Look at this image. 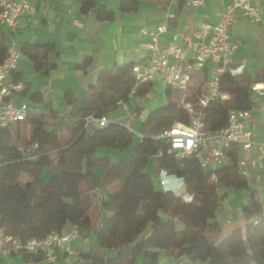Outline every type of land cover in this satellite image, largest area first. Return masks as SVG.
I'll use <instances>...</instances> for the list:
<instances>
[{
  "label": "trees",
  "instance_id": "trees-1",
  "mask_svg": "<svg viewBox=\"0 0 264 264\" xmlns=\"http://www.w3.org/2000/svg\"><path fill=\"white\" fill-rule=\"evenodd\" d=\"M79 1L84 12L96 4V0ZM183 2L180 0L177 13L168 19L170 28L177 25ZM138 3L123 0L121 9L136 10ZM97 16L112 20L114 13L102 5ZM20 49L37 71L48 72L56 65L51 59L59 53L51 43L26 42ZM5 53L0 37V61ZM92 61L88 57L81 67L86 70ZM135 63L101 70L83 96L67 92V114L58 112L41 93L34 92L31 99L43 103L45 111L30 110L24 121L0 128V228L22 241L62 232L68 223L90 228L91 200L83 194L107 188L109 196L102 204L101 226L90 252L82 254L91 264H161L163 250L198 264H264V209L254 192L243 206V225L222 234L221 224L215 220L225 197L220 189L248 188L247 178L239 170L237 147L228 149L226 162L212 170L204 167L196 155L178 160L169 152L166 141L154 137L175 122L189 121L188 111L179 105L180 91L167 85L166 103L142 121V137L130 158L113 163L108 155L97 154L102 147L125 149L132 143L135 133L124 121L110 120L105 126L88 128L84 124L88 115L108 117L130 100ZM207 76L206 69L192 85L193 92L189 91L187 99L193 98ZM254 82H264V64L252 76L229 70L219 73V87L229 93V98L212 101L206 108L211 129L226 125L230 109H248L254 104L250 91ZM151 88L152 83L142 84L136 94L145 95ZM27 90L25 87L24 95ZM72 150L79 153V158L70 167L66 156ZM152 156H158L161 170L183 180L191 200L181 204V197L173 190L155 186L147 170ZM47 166L52 174L44 180ZM21 254L34 262L43 260L41 254Z\"/></svg>",
  "mask_w": 264,
  "mask_h": 264
},
{
  "label": "crops",
  "instance_id": "crops-1",
  "mask_svg": "<svg viewBox=\"0 0 264 264\" xmlns=\"http://www.w3.org/2000/svg\"><path fill=\"white\" fill-rule=\"evenodd\" d=\"M122 1L96 0L95 6L88 12H84L79 0H33L30 10L20 18L15 31H13V37L20 47L26 42L31 44L51 43L59 54L51 59V63L56 65L50 67L48 72L37 71L29 56L22 54L14 78L24 82L28 94L15 95L12 100L15 103L26 101L31 110L45 111L43 103L33 101L30 97L32 93L39 92L46 101L52 103L53 108L58 112L67 114L70 111V106L65 99L67 92L83 96L96 82L101 70L116 64L122 65L127 62L147 60L150 37L141 34V29L167 23L168 19L177 13L180 0L174 2L139 0L136 10H122ZM226 1L203 0V3L198 6L183 2L177 25L171 27L170 31L161 37V46H168L170 36L174 32L195 28L202 21L215 22L222 3ZM252 2L260 9L262 19L252 22L237 12V19L230 30L236 47L225 70L237 75L249 74L252 76L264 64V0H253ZM102 5L114 13L112 20L98 18L97 15ZM0 37L2 40L1 35ZM88 57H92L93 61L85 70L81 65ZM207 67L208 75L217 72L216 67L212 66L210 62L207 63ZM156 86L163 91V100L151 99L145 104L138 98L142 96L152 98L150 92ZM166 88L167 85L163 80H156L152 83V88L147 94L139 95L135 91L130 96V100L111 111L108 118L113 121L129 123L131 129L139 122L141 125L150 111L166 103ZM260 99L259 106L252 112L250 124L252 138L256 144L250 150L240 152L239 157L246 160L260 157L264 164V146H260V143L264 141V98ZM141 137L140 133L137 137L135 134L131 144L138 145ZM111 149L99 148L97 154L99 156L108 155L113 163L123 161L120 160L123 159L121 153L115 156L117 157L115 160H112L113 151ZM131 150H127L128 155L133 153ZM78 158L79 153L72 150L66 156V163L70 167L74 165V162L76 165ZM147 168L150 172L149 166ZM247 169L249 173L248 188L220 189L225 193V197L216 212L215 220L221 224L222 234L227 232L226 230L230 226L244 224L243 206L250 193L254 192L261 206L264 207V166L260 167L259 164L254 166L248 163ZM98 174L100 175L101 171ZM161 179L165 180V183L161 184L160 182V185L168 186L167 180L163 177ZM155 186L164 189L157 184ZM83 195L91 200L89 211L93 219L92 226L80 229L75 224L68 223L63 232H69L76 228L77 234L58 251L56 262L45 259L39 262L29 261L21 253H13L3 257L0 264H91L82 254L88 253L92 249L96 231L101 226L102 204L108 199L109 193L107 188H102L91 189L84 192ZM171 261H177L179 264H198L186 257L177 258L163 250L161 264H168Z\"/></svg>",
  "mask_w": 264,
  "mask_h": 264
},
{
  "label": "built area",
  "instance_id": "built-area-1",
  "mask_svg": "<svg viewBox=\"0 0 264 264\" xmlns=\"http://www.w3.org/2000/svg\"><path fill=\"white\" fill-rule=\"evenodd\" d=\"M32 1L0 0V35L2 43L6 46L5 56L0 61V128L24 121L31 110L26 101L15 103L12 97L22 94L26 87L22 80L14 78L23 53L13 37V31L20 18L30 10ZM252 1L223 2L215 22L202 21L195 28L172 33L167 47H162L160 40L170 31L168 22L141 29V34L150 37L149 57L133 66L135 86L130 96L135 93L138 86L153 83L159 79L182 93L179 105L188 111L189 121L175 122L171 127L154 135L155 138L167 142L169 152L173 153L178 160L196 155L204 167L214 170L226 162V153L231 147H237L240 155V152L248 151L256 144L252 138L250 125L252 112L255 110L254 104L248 109H230L226 125L216 129H211V118L206 110L212 101L221 102L229 98V93L219 87V73L228 66L236 47L230 30L237 19V12L252 22L262 19L260 9ZM184 2L198 6L203 3V0H184ZM208 62L216 67L217 72L208 75L199 91L194 93L193 98L187 99V93L208 68ZM250 91L253 101L255 97L256 99L264 98V82L252 83ZM109 122L110 119L107 116L88 115L85 118L84 127L105 126ZM126 125L131 129L129 123ZM260 146H264V141L260 143ZM238 163L241 174L246 178L249 174L248 163L264 166L260 157L250 160L239 157ZM213 178L216 179L215 176ZM160 182L164 184L165 180L161 179ZM191 199L192 195L186 193L185 200ZM254 220H257L256 216ZM76 234L77 230L74 228L69 232H53L44 237H32L22 241L0 228V261L13 253L26 251L30 254H41L43 259L56 262L58 251ZM168 264L179 263L171 261Z\"/></svg>",
  "mask_w": 264,
  "mask_h": 264
},
{
  "label": "rangeland",
  "instance_id": "rangeland-1",
  "mask_svg": "<svg viewBox=\"0 0 264 264\" xmlns=\"http://www.w3.org/2000/svg\"><path fill=\"white\" fill-rule=\"evenodd\" d=\"M160 80V79H159ZM196 85H198V83H196ZM194 88V87H192ZM193 90L190 91V93L192 94ZM189 93V92H188ZM187 93V94H188ZM150 95L152 96V98H148V96H142L141 98L138 97L143 103H147V102H150L151 99H156V100H163L164 99V93L162 90H159L156 87H154L152 89V91L150 92ZM190 95V94H189ZM261 99H254V105L253 107L256 109L258 106H259V102H260ZM140 123V122H139ZM136 125L132 128V130L134 131V133L136 134V137L139 133V127L140 125ZM136 140V138H135ZM136 146L135 143L134 144H131L130 146H128L127 148L125 149H111L113 151V154H112V160H115V157L117 154L121 153L123 155V159H120V160H126L128 158H130V156H132L136 150ZM128 149H132L133 150V153L128 155L127 154V150ZM131 150V151H132ZM125 156H128V157H125ZM117 160V159H116ZM148 166H149V169H150V174L155 182V184H157V186L159 187H162L160 185V179L161 177L165 178L167 180V185L168 186H163L162 188L166 189V188H170L171 190H173L176 194H178L180 197H181V204H184V201H185V194H186V187H185V184L184 182L182 183V185L178 184L177 181H180L182 180L181 178H179L178 176H176L175 174H172V173H168L166 171H161V168H160V162H159V159L152 156L150 157V160H149V163H148ZM43 178L44 180H48L49 177L51 176L52 174V169L50 167H45L44 170H43ZM183 181V180H182ZM233 227H229L228 230L226 231H229L231 230Z\"/></svg>",
  "mask_w": 264,
  "mask_h": 264
},
{
  "label": "clouds",
  "instance_id": "clouds-1",
  "mask_svg": "<svg viewBox=\"0 0 264 264\" xmlns=\"http://www.w3.org/2000/svg\"><path fill=\"white\" fill-rule=\"evenodd\" d=\"M178 184L182 185L183 181L180 180V181H177Z\"/></svg>",
  "mask_w": 264,
  "mask_h": 264
}]
</instances>
